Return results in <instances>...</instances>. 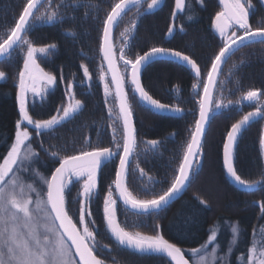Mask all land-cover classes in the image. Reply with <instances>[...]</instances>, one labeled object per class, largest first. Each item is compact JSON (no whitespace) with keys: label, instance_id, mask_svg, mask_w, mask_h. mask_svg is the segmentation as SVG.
<instances>
[{"label":"trees","instance_id":"1","mask_svg":"<svg viewBox=\"0 0 264 264\" xmlns=\"http://www.w3.org/2000/svg\"><path fill=\"white\" fill-rule=\"evenodd\" d=\"M67 2L71 6L61 8L65 14L63 20L51 23L35 21L30 23L27 31V37L37 46L56 45L46 56L37 55L41 68L57 76V83L48 89L43 99L28 95L29 114L34 119H48L56 115V110L68 102L65 89L69 81L73 83L75 98L81 100L83 105L78 113L57 126L54 131L44 132L39 136L32 127L22 124V127H28L32 147L38 153L37 159L41 163L39 172L45 176H50L59 164L44 149L55 151L66 146L68 152L61 155L73 154V145L76 149L85 147V138L94 146L115 149L112 143V128L108 126L103 82L98 80V68L103 63L99 53L102 22L115 0H92L96 7L88 8L84 7L86 0H81L79 5H75L74 0ZM150 2L151 0H143L139 15L136 6L130 7L114 28L113 50L121 72L124 69L123 61L119 58L120 48L127 43L128 46L124 48L127 59H134L137 54L143 55L152 47L182 51L197 62L201 77L206 78L211 60L223 46L221 37L211 26V19L220 10L218 0H203V5L198 0H186L188 7L184 12H178L175 19L172 17L175 0H163L156 10L147 8ZM251 2L254 8L250 10V24L254 28L264 26L262 7L258 0ZM26 3L27 0H0V36L15 26ZM53 3L59 4L61 0H53ZM85 12L88 13L87 16ZM133 20L135 29L129 32L125 40L120 33L125 28H130V22ZM170 27H173L171 34L168 31ZM82 64L89 68L92 77L90 81L83 76ZM22 67L23 52L20 49L13 50L10 59L5 57L0 61V71L6 73V78L0 81V156L6 154L15 140L16 122L20 118L16 98L17 74ZM103 69L106 72L104 64ZM129 72L130 69L128 78ZM61 73L63 81L60 80ZM107 79L109 80L108 76ZM141 82L154 98L182 109L179 117L157 115L129 94L137 144L130 157L126 185L137 198L151 199L167 190L176 174L183 148L190 139V133L194 130L195 120L198 118V100L203 89L202 86L198 90L192 89L196 80L189 65L169 61H157L148 65L141 72ZM250 88L264 91V43L259 40L236 49L221 67L213 99L232 103L228 104V107L212 108L201 142L200 155L181 197L156 213L137 217L130 211L127 216V230L146 234L159 231L165 239L185 252V257L190 263L193 259L190 250L205 244L211 232L215 231V245H218L221 255H227V264H241L238 257L246 253L254 229L264 226V213L260 207V204L264 203V175L261 174L264 172V161L259 145L264 118H256L243 130L234 151V165L238 172L245 179L261 181L260 186L249 191L235 188L225 175L222 153L231 125L245 113L255 110L254 103H236L241 99L242 92ZM120 135L122 131L118 133V139ZM149 140H159L161 143L153 149L147 144ZM50 145L57 148H50ZM118 161V157L112 158L98 174L97 190L100 198L91 205L96 239L100 245L108 246L107 250L100 253L101 258L105 259L106 264H171L160 256L138 255L126 251L114 243L106 231L103 197L115 179ZM137 164L146 175H140ZM149 177L152 179L149 180ZM31 179L29 176L28 180ZM112 187L114 189V184ZM70 188L66 201L70 209L69 214L75 221L78 219L79 205L73 201L80 184L74 183ZM201 200L206 203L201 204ZM122 209L123 206L118 212V219L123 223L125 216ZM133 221L136 222L135 227L131 226ZM237 222L241 230L240 237L229 254L231 226ZM155 225H159V228L156 229Z\"/></svg>","mask_w":264,"mask_h":264},{"label":"snow or ice","instance_id":"2","mask_svg":"<svg viewBox=\"0 0 264 264\" xmlns=\"http://www.w3.org/2000/svg\"><path fill=\"white\" fill-rule=\"evenodd\" d=\"M81 0H74L79 5ZM143 0H115L111 10L107 12L103 20L101 43L99 53L107 63V72L111 74L110 80L103 69V63L98 68V80L103 82L105 105L108 109L109 127L112 128V147L92 145L85 138V147L76 149L73 145V154L67 153L68 148L62 146L49 151L59 164L45 176L37 169L31 168L34 158L38 153L31 144V134L27 126H32L37 135L54 131L64 121L71 119L82 108V101L75 98L72 91L73 83L66 85L65 95L69 98L66 105L56 110L57 114L48 119H34L28 111V94L43 99L48 89L57 83V76L46 72L38 63V55L46 56L50 50L55 49V44L45 46L35 45L28 37L27 31L30 23L35 21L54 22L63 20L65 14L62 7L71 6L67 0L54 4L53 0H27L14 27L0 36V57L11 58L13 50L20 49L23 52V67L17 74V95L19 103V119L16 122L15 140L10 145L6 154L0 156V264H106L100 253L107 250V245H100L96 239L95 221L91 205L100 198L97 190L98 174L103 166L114 157H118L119 164L115 170V179L108 186L107 194L103 197V220L110 238H114L119 246L133 249L136 252L162 253L170 258L174 264H189L185 258V252L170 243L159 231L154 234H146L141 231H129L128 213L139 217L143 214H151L169 204L172 198L185 188L194 168V160L199 157L201 151V138L205 133V125L210 119L212 108L228 107L232 101L224 103L222 100H214L212 90L217 85L216 77L220 74L221 64L227 56L239 46L249 43H264V26L253 27L250 24V10L254 8L251 0H218L220 10L211 19V26L221 37L223 46L211 60V67L206 73V78L201 77V69L197 62L182 51L164 47H152L143 55L137 54L134 59L125 58L124 48H120V60L123 61V69L117 66L112 43L113 29L118 26L130 6L139 9ZM160 0H151L147 4L149 10L158 6ZM203 5V0H198ZM264 4V0H260ZM84 7H96L92 0H86ZM188 7L186 0H175V9L172 17L175 19L178 12H184ZM88 13L85 12V16ZM191 19V16L188 17ZM131 27L125 28L120 33L127 40L129 32L135 29V20L131 21ZM169 33L173 27L168 29ZM74 34V33H73ZM26 49V51H24ZM157 56H173L185 62L194 72L196 82L192 84L193 90L203 89V95L198 100L199 118L195 120L194 130L190 133V139L183 148L182 158L176 169L170 186L162 194L155 195L151 199H139L129 190L126 178L129 174L130 157L136 149V128L133 120L131 97L141 104H147L150 108L159 111L181 112L179 106L162 103L154 98L141 82V68L151 62ZM130 66V79L128 69ZM83 76L89 81L92 79L89 68L81 65ZM6 73L0 71V79H5ZM64 77L61 73L60 80ZM75 79V77H74ZM83 83V81H81ZM127 85V87H126ZM178 90V89H177ZM199 95V92L197 91ZM264 91L250 88L242 92L241 99L236 103L248 101L255 104V110L245 113L239 120L231 125L223 144V163L228 175L246 189H254L261 185V181L245 179L234 165L235 145L243 130L256 118H264ZM27 126L22 127L23 122ZM118 139V133H121ZM122 141V143H121ZM159 140H149L147 144L154 149L159 145ZM261 154L264 155V132L259 136ZM41 147L43 145L41 144ZM122 149V150H121ZM140 175L146 173L139 164L136 165ZM23 174H29L32 179L29 182ZM264 175V172L261 173ZM152 178L149 177V180ZM82 182V183H81ZM37 183L39 186H37ZM80 184V189L74 203H78V219L74 221L67 206L66 195L70 193V185ZM122 202L125 220L118 219ZM201 204L206 201L201 200ZM264 213V203L260 204ZM80 225L81 227H78ZM90 225L92 227H90ZM132 227L136 222H132ZM158 229L159 225H155ZM238 222L231 226L232 240L228 253L237 244L240 237ZM216 232L212 231L205 244L199 248L191 249V256L195 264H216L217 260L224 261L227 257L216 255L218 245H215ZM209 245H213L208 251ZM241 264H264V226L254 229L250 246L246 253L238 257Z\"/></svg>","mask_w":264,"mask_h":264},{"label":"water","instance_id":"3","mask_svg":"<svg viewBox=\"0 0 264 264\" xmlns=\"http://www.w3.org/2000/svg\"><path fill=\"white\" fill-rule=\"evenodd\" d=\"M163 2V0H160V2H159V4H158V6H156V7H154L152 10H156L160 5H161V3ZM258 2H259V4H260V6L262 7V9H263V11H264V4H262L261 2H260V0H258ZM130 7H132V6H130ZM113 31H114V29H113ZM214 31H215V29H214ZM215 33L217 34V35H219L216 31H215ZM112 36H113V32H112ZM111 39H112V37H111ZM247 43H249V42H245L244 44H247ZM243 46V45H242ZM239 47H241V46H239ZM238 47V48H239ZM238 48H234V50L227 56V58L236 50V49H238ZM101 56H102V54H101ZM5 57H0V61L2 60V59H4ZM226 58V59H227ZM103 60V59H102ZM157 61H169V62H174V63H183V64H186L185 62H183V61H180V60H178L177 58H175V57H173V56H157V57H154L152 60H151V62H149V63H146L145 65H143L142 66V68H141V72L148 66V65H150L151 63H154V62H157ZM226 61V60H225ZM103 64H104V67H105V70H106V73H107V76H108V78H109V80H110V78H111V74L110 73H108L107 72V63L105 62V61H103ZM224 63H222L221 64V66H220V68L222 67V65H223ZM129 69H130V66H129ZM131 71V70H130ZM217 78H218V76L216 77V80H217ZM129 79H130V72H129ZM215 89V88H214ZM214 89L212 90V94H214ZM202 95H203V92H202ZM202 97V96H201ZM19 104V103H18ZM146 108H148L150 111H152L153 113H155V114H157V115H161V116H167V117H179L180 116V112L179 113H177V112H172V111H159V110H156V109H154V108H150L147 104H143ZM209 115H211V112H210V114ZM198 118H199V112H198ZM197 118V119H198ZM208 123H209V121L207 122V124L205 125V131H206V129H207V126H208ZM263 132H264V127H263ZM204 136V135H203ZM202 139H203V137L201 138V142H202ZM263 156V161H264V155H262ZM196 160H197V158L194 160V164H195V162H196ZM222 162H223V153H222ZM118 164H119V161H118ZM59 166V165H58ZM57 166V167H58ZM118 166V165H117ZM223 168H224V172H225V175H226V177H227V179H228V181L235 187V188H237V189H239V190H242V191H249L250 189H246V188H243L242 186H240L239 184H237V183H235L234 182V180L228 175V173H227V170H226V168H225V166H224V163H223ZM186 185H187V182H186ZM186 187V186H185ZM114 188H115V186H114ZM184 190H185V188L184 189H182L179 193H177L173 198H172V200L169 202V204H167V205H165V206H162L160 209H158V210H154V211H152L151 213H156V212H159V211H161V210H163L164 208H166L167 206H169V205H171V204H173L174 202H176L180 197H181V195L183 194V192H184ZM119 202V201H118ZM119 204L121 205V206H123L122 205V202H119ZM105 226H106V224H105ZM109 234V236H110V233H108ZM113 241H114V243H116L117 244V242L114 240V238H111ZM118 245V244H117ZM121 248H123V249H125L126 251H128V252H131V253H134V254H138V255H150V256H160V257H163V258H165V259H167L171 264H174V262H171L170 261V258L169 257H166V255H164V254H162V253H153V252H151V251H149V252H147V253H141V252H136V251H134L133 249H129V248H125V247H122V246H120ZM186 258V257H185ZM187 259V258H186ZM189 264H191L190 262H189Z\"/></svg>","mask_w":264,"mask_h":264},{"label":"rangeland","instance_id":"4","mask_svg":"<svg viewBox=\"0 0 264 264\" xmlns=\"http://www.w3.org/2000/svg\"><path fill=\"white\" fill-rule=\"evenodd\" d=\"M172 33V32H171ZM171 33H169V34H171ZM2 79H0V81H1ZM52 87V86H51ZM28 95H32L31 93H29ZM68 100H69V98H68ZM68 103V102H67ZM23 124H25V125H27V122L25 121V122H23ZM30 127H32V126H30ZM33 128V127H32ZM31 168H34V169H37L38 171H39V169L41 168V163L38 161V159L37 158H34V161H33V163L31 164ZM24 175V178L26 179V180H28V177L30 176L29 174H23ZM29 182L31 181V180H28ZM37 186H39V184L37 183ZM212 247H213V245H211V247L208 249V251L210 252L211 251V249H212ZM216 255L218 256V257H226L227 255H221L220 253H219V249L217 248V253H216ZM195 259H198V258H193L192 260H191V263L192 264H195ZM216 264H227V258H226V260H224V261H220V260H217L216 261Z\"/></svg>","mask_w":264,"mask_h":264}]
</instances>
